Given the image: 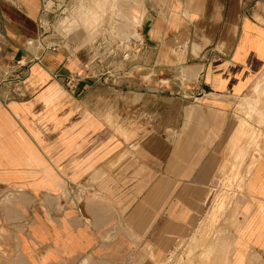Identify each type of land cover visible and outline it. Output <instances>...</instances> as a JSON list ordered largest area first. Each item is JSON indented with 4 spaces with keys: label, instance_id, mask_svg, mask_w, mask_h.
<instances>
[{
    "label": "crops",
    "instance_id": "1",
    "mask_svg": "<svg viewBox=\"0 0 264 264\" xmlns=\"http://www.w3.org/2000/svg\"><path fill=\"white\" fill-rule=\"evenodd\" d=\"M254 1L138 0L134 70L100 72L44 46L45 0H0V264H158L199 230L205 163L220 174L232 143L250 146L230 264H264Z\"/></svg>",
    "mask_w": 264,
    "mask_h": 264
},
{
    "label": "rangeland",
    "instance_id": "2",
    "mask_svg": "<svg viewBox=\"0 0 264 264\" xmlns=\"http://www.w3.org/2000/svg\"><path fill=\"white\" fill-rule=\"evenodd\" d=\"M45 4L40 39L44 46L58 44L56 48H63L72 55L81 51L100 72L107 67L132 70L133 58L141 49L135 46L141 37L137 29L140 24L138 0H45ZM254 5V0H242L243 7ZM126 53L128 59L123 57ZM175 76L186 79L184 72ZM245 126L249 124H243ZM248 145L244 148L227 144V157L222 161L220 174L216 168V150L212 151L205 163L211 166L212 174L206 176L210 195L203 222L190 239L176 244L158 264H230L234 221L247 177L244 162L249 155ZM259 146H264V140L259 141ZM202 177L205 180V176Z\"/></svg>",
    "mask_w": 264,
    "mask_h": 264
},
{
    "label": "built area",
    "instance_id": "3",
    "mask_svg": "<svg viewBox=\"0 0 264 264\" xmlns=\"http://www.w3.org/2000/svg\"><path fill=\"white\" fill-rule=\"evenodd\" d=\"M51 47H53V48H51ZM51 47H48V48L56 49V47H58V44H54V45L51 46ZM123 57H124V59H128V58H129V54L126 53V54H124ZM74 78H75V75H74V74H71V75L69 76V79H68V81H67V83L69 84V86H72L71 84H72ZM20 81H21V76H18V78H16V82H17V83H18V82L20 83Z\"/></svg>",
    "mask_w": 264,
    "mask_h": 264
},
{
    "label": "bare ground",
    "instance_id": "4",
    "mask_svg": "<svg viewBox=\"0 0 264 264\" xmlns=\"http://www.w3.org/2000/svg\"><path fill=\"white\" fill-rule=\"evenodd\" d=\"M188 46V45H187Z\"/></svg>",
    "mask_w": 264,
    "mask_h": 264
}]
</instances>
